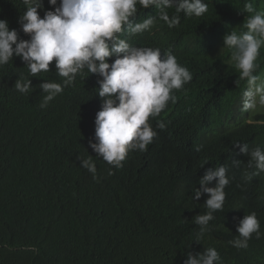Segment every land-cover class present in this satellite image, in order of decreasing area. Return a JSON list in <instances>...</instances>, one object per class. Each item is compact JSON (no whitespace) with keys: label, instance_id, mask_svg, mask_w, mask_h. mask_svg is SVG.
<instances>
[{"label":"trees","instance_id":"trees-1","mask_svg":"<svg viewBox=\"0 0 264 264\" xmlns=\"http://www.w3.org/2000/svg\"><path fill=\"white\" fill-rule=\"evenodd\" d=\"M246 2L205 0L209 10L202 17L180 13L177 27L159 22L139 35L121 34L134 46L171 50L193 78L150 118L157 136L146 150L131 151L119 169L88 147L101 103L95 75L85 69L41 108L46 93L39 84L63 81L54 67L36 77L19 57L0 67V264H182L189 252L208 247L218 251L221 264H264V172L253 175L259 170L233 148L236 142L264 148V112H254L250 121L236 117L247 112V82L239 79L230 50L220 51L225 34L246 31L243 25L254 15L244 11ZM252 3L262 12L264 0ZM24 7L22 0H0V19L28 39L17 22ZM155 11L140 10L137 22ZM168 11L171 16L175 9ZM257 64L260 76L264 47ZM22 77L33 85L27 94L14 88ZM89 156L95 178L80 166ZM222 165L230 180L224 208L198 243L195 216L207 211V196L192 197L204 172ZM251 212L261 238L253 233L248 248L237 249L229 241Z\"/></svg>","mask_w":264,"mask_h":264},{"label":"clouds","instance_id":"clouds-1","mask_svg":"<svg viewBox=\"0 0 264 264\" xmlns=\"http://www.w3.org/2000/svg\"><path fill=\"white\" fill-rule=\"evenodd\" d=\"M24 7L18 17L21 31L28 39H21L16 29H10L8 21L0 19V67L19 57L27 65L31 77L54 67L62 83L44 81L39 84L46 95L40 104L46 108L64 87L71 85L78 74L87 73L97 77V94L101 98L100 109L94 119V140L88 141L94 153L109 165L119 169L133 150H146L157 136L150 124L167 107L175 102L174 92L192 80V73L178 63L171 50L159 47L134 46L122 33L129 36L152 30L159 22L169 29L180 23V13L186 17H202L209 10L205 0H47L50 10L44 8L43 0H22ZM154 8V15H147L137 22L140 10ZM175 9L170 16L169 9ZM244 11L254 13L243 25L246 31H230L223 37V47L230 50L231 62L239 70V79L246 80L243 91V110L264 105V79L257 75L260 49L264 47V12L256 11L252 0H247ZM39 10V11H38ZM41 12L43 16L41 17ZM89 75H86L88 77ZM14 88L27 94L33 85L22 77ZM160 128L165 125L161 122ZM240 154L248 156V167L264 172V148L250 149L247 143L236 142ZM200 148L197 147L196 151ZM80 166L90 173H97L91 156L80 160ZM239 164V160L233 161ZM225 166L208 168L198 180L200 187L192 199L202 194L207 199L205 214L195 216L199 231L194 241H201L210 231L209 222L214 213L223 211L230 180ZM111 174V171L109 172ZM237 238L229 241L237 249H247L248 241L255 233L261 238L260 222L255 212L244 215L236 228ZM182 264H221V257L214 247L201 252H189Z\"/></svg>","mask_w":264,"mask_h":264},{"label":"rangeland","instance_id":"rangeland-1","mask_svg":"<svg viewBox=\"0 0 264 264\" xmlns=\"http://www.w3.org/2000/svg\"><path fill=\"white\" fill-rule=\"evenodd\" d=\"M262 12H264V9H262ZM241 26L243 25V23L240 24ZM224 50V47L222 49H220V51ZM262 79H264V71L263 73L260 75ZM236 114H237V111H235ZM254 112H264V105H260L259 103H257V107L256 109H253V110H248L247 112L245 113H242L241 115H238L236 117H240L241 118H244L245 120L247 121H250L252 119V115L254 114Z\"/></svg>","mask_w":264,"mask_h":264}]
</instances>
